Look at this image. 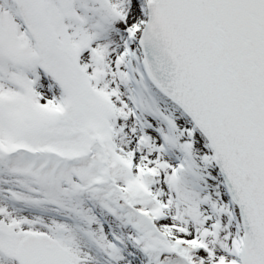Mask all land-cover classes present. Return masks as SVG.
<instances>
[{
    "label": "snow or ice",
    "instance_id": "1",
    "mask_svg": "<svg viewBox=\"0 0 264 264\" xmlns=\"http://www.w3.org/2000/svg\"><path fill=\"white\" fill-rule=\"evenodd\" d=\"M0 264H264V0H0Z\"/></svg>",
    "mask_w": 264,
    "mask_h": 264
}]
</instances>
